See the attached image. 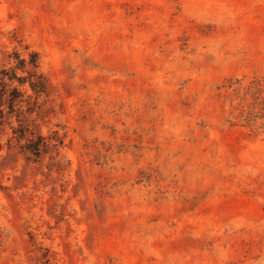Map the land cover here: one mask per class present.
<instances>
[{
    "label": "rangeland",
    "instance_id": "obj_1",
    "mask_svg": "<svg viewBox=\"0 0 264 264\" xmlns=\"http://www.w3.org/2000/svg\"><path fill=\"white\" fill-rule=\"evenodd\" d=\"M22 46L0 264H264V0H0Z\"/></svg>",
    "mask_w": 264,
    "mask_h": 264
},
{
    "label": "trees",
    "instance_id": "obj_2",
    "mask_svg": "<svg viewBox=\"0 0 264 264\" xmlns=\"http://www.w3.org/2000/svg\"><path fill=\"white\" fill-rule=\"evenodd\" d=\"M22 49L15 48L9 53L7 66L0 69L1 114L14 111L22 103L29 112H36L46 101L40 54L28 46H22Z\"/></svg>",
    "mask_w": 264,
    "mask_h": 264
}]
</instances>
